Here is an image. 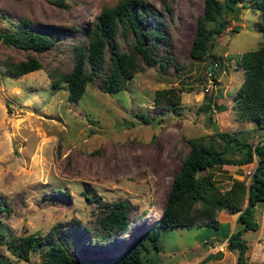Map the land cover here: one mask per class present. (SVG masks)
Masks as SVG:
<instances>
[{
  "label": "rangeland",
  "instance_id": "374dc122",
  "mask_svg": "<svg viewBox=\"0 0 264 264\" xmlns=\"http://www.w3.org/2000/svg\"><path fill=\"white\" fill-rule=\"evenodd\" d=\"M65 1L67 6L51 0H0V27L6 23L5 12L12 20L23 16L45 25L84 28L96 20L102 4L116 0ZM146 1L165 22L180 68L172 64L163 73L157 66H146L118 91H102L94 77L82 97L70 101L65 82L52 85L50 69L72 67L74 42H87L82 34L64 36L40 53L0 41V62L7 54L24 59L30 52L43 64L17 77L2 74L0 78V198L5 207L0 211V225L6 235L44 234L71 218L93 223L98 207L86 193L108 201L125 199L131 208L124 233L106 246L94 248L82 241L70 251L84 258L111 256L160 216L180 157L189 150L187 137L218 129L249 142L261 140L252 135L254 121L238 119L234 107V94L243 79L238 56L264 39L257 27L259 12L249 6L251 0H236L238 8L227 13L229 25L214 34L210 55L201 58H192L189 49L204 0H168L171 13L160 0ZM211 59L218 65L209 75ZM171 86L182 88L178 105L155 107V90ZM207 102L212 106L208 110ZM138 112L147 114L149 122L140 120ZM256 129L264 134L263 128ZM255 166L253 160L209 170L225 188L233 177L248 182V171ZM253 214L257 230L242 233L248 244L245 263L264 264V201L256 203ZM233 216L220 211L223 223L217 229L190 225L161 230L160 250L148 243L144 255L159 264H234L237 250H230L224 237ZM212 233L218 236L208 240ZM1 253L10 264H44L38 250L30 252L28 259L15 257L4 246Z\"/></svg>",
  "mask_w": 264,
  "mask_h": 264
},
{
  "label": "trees",
  "instance_id": "16d2710c",
  "mask_svg": "<svg viewBox=\"0 0 264 264\" xmlns=\"http://www.w3.org/2000/svg\"><path fill=\"white\" fill-rule=\"evenodd\" d=\"M67 6L65 0H51ZM162 8L171 13L168 0H160ZM253 11H258V29L264 37V0H251ZM238 8L236 0H204L203 12L197 17L195 34L189 49L192 58L210 55L212 37L229 25L227 13ZM6 18L0 27V41L36 53L45 52L57 45L59 39L71 33L82 34L73 44L72 67L66 70L50 69L52 85L66 83L68 100L78 101L87 84L97 77L102 91H118L127 87L138 71L146 66H157L163 73L170 65L180 68L174 60L170 35L158 9L146 0H116L102 4L96 20L84 28L72 24H42L20 16ZM125 42L126 46H123ZM238 63L243 68V79L234 94L237 118L254 121L256 128L264 129V39L256 48L241 52ZM218 65L211 59L212 70ZM43 67L35 54L27 53L24 59H14L7 54L0 62V78L3 75L17 77ZM178 87H162L155 90L154 104L158 108H174L180 100ZM206 110L211 103H206ZM143 122H149L147 114L136 113ZM189 150L180 157V166L173 175L161 214L153 223L135 235L124 249L106 257L84 258L70 251L86 241L97 248L109 244L116 235L124 233L130 224L131 205L125 199H96V217L91 224L71 218L52 225L46 233L6 235L0 225V246H4L17 258L28 259L30 252L38 250L44 264H159L144 255L148 243L160 250L159 232L175 226L220 227L217 217L220 210L237 213L238 228L224 234L227 247L237 250L234 264H246L248 244L242 233L257 229L254 206L264 201V144L249 142L228 131L215 129L204 135L186 138ZM257 161L248 182L233 177L228 187H222L209 170L223 164L243 165ZM54 191L62 192L61 188ZM0 198V211L5 210ZM80 236V238H79ZM0 264H10L5 254H0Z\"/></svg>",
  "mask_w": 264,
  "mask_h": 264
},
{
  "label": "crops",
  "instance_id": "0c3cea01",
  "mask_svg": "<svg viewBox=\"0 0 264 264\" xmlns=\"http://www.w3.org/2000/svg\"><path fill=\"white\" fill-rule=\"evenodd\" d=\"M254 127V126H253ZM253 130H255V131H253V133H252V135L253 134H255L254 135V137L256 138V139H261L259 142L260 143H263L264 144V134H258V129H256V127H254V129ZM254 143V142H253ZM255 161H256V159H255ZM252 162V161H251ZM256 163H257V161H256ZM231 164H233V163H231ZM237 165V164H236ZM224 209H222V210H220V211H223ZM225 211V210H224ZM234 216H233V220H232V223H230V226H229V229H230V231L229 232H231L235 227H237L238 226V224H237V222H236V217H237V213H232ZM217 217H218V219H219V213H218V215H217ZM219 221H220V227H221V225H222V223H223V221L221 220V219H219ZM228 229V230H229ZM257 230V229H256ZM229 232L227 233V234H229ZM246 232V231H245ZM218 235H216L215 233L213 234H211L210 236H209V238H208V240H210L211 238H215V237H217ZM226 238V237H225ZM225 240V239H224Z\"/></svg>",
  "mask_w": 264,
  "mask_h": 264
},
{
  "label": "built area",
  "instance_id": "2783aa9c",
  "mask_svg": "<svg viewBox=\"0 0 264 264\" xmlns=\"http://www.w3.org/2000/svg\"><path fill=\"white\" fill-rule=\"evenodd\" d=\"M215 65H216V64H214V67H215ZM211 68H212V65H210V66L208 67V74H209V75L212 74V72H213V70H212ZM248 172H249V174H251L250 171H248Z\"/></svg>",
  "mask_w": 264,
  "mask_h": 264
},
{
  "label": "clouds",
  "instance_id": "9594fccd",
  "mask_svg": "<svg viewBox=\"0 0 264 264\" xmlns=\"http://www.w3.org/2000/svg\"><path fill=\"white\" fill-rule=\"evenodd\" d=\"M210 66V65H209Z\"/></svg>",
  "mask_w": 264,
  "mask_h": 264
}]
</instances>
